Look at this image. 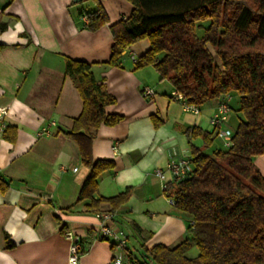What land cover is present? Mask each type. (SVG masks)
<instances>
[{
	"label": "crops",
	"instance_id": "obj_1",
	"mask_svg": "<svg viewBox=\"0 0 264 264\" xmlns=\"http://www.w3.org/2000/svg\"><path fill=\"white\" fill-rule=\"evenodd\" d=\"M98 7L108 21L91 32L88 14ZM132 9L126 0H0V105L8 109L9 128L0 131V264H68V230L82 238L81 264L143 262L145 250L173 247L189 235L191 217L164 193L163 186L174 183L166 164L192 157L193 149L226 148L224 140L204 148L202 138L186 135L194 127L212 132L209 121L219 102L210 101L194 114L172 98L173 86L152 67L134 69L131 57L148 50L147 40L125 50L119 66L107 65L110 26L127 19ZM65 57L92 64L95 79L115 98L107 112L122 116L95 133L93 162L113 166L96 178L92 196L81 200L90 168L65 133L82 110L79 92L64 73ZM146 88L153 95H143ZM52 122L50 136H36ZM254 165L264 177V155ZM157 168L164 172L162 181L154 175ZM126 190L130 195L118 207L92 204ZM100 213L114 214L109 225L125 234L124 250L100 235Z\"/></svg>",
	"mask_w": 264,
	"mask_h": 264
},
{
	"label": "trees",
	"instance_id": "obj_2",
	"mask_svg": "<svg viewBox=\"0 0 264 264\" xmlns=\"http://www.w3.org/2000/svg\"><path fill=\"white\" fill-rule=\"evenodd\" d=\"M126 1L133 9L127 19L110 26L107 65L119 66L125 50L147 40L149 48L134 69L152 67L187 104L201 107L221 102L227 94L238 97L236 109L229 103L230 113L238 119L230 145L210 153L193 149L192 172L164 190L175 208L191 217L189 235L173 247L157 244L145 250L143 262L131 264H264V177L254 165V159L264 155V0ZM107 21L98 7L88 14L86 29L97 31ZM64 62V73L82 100L80 115L65 132L90 168L81 200L92 196L96 178L113 166L109 161L93 162L95 133L102 125L118 124L122 116L107 112L115 98L95 79L91 63L67 57ZM186 135L202 138L204 148L217 137L215 131L196 127ZM129 195L126 190L92 204L109 202L118 207ZM194 247L197 255L187 256Z\"/></svg>",
	"mask_w": 264,
	"mask_h": 264
},
{
	"label": "built area",
	"instance_id": "obj_3",
	"mask_svg": "<svg viewBox=\"0 0 264 264\" xmlns=\"http://www.w3.org/2000/svg\"><path fill=\"white\" fill-rule=\"evenodd\" d=\"M133 63L136 62V58L134 56L131 57ZM143 95H153V90L150 88H146L143 92ZM171 96L174 100L181 103L185 110L192 111L194 114L199 113L198 107L194 105L187 104L183 98V95L173 90ZM231 101V96L229 94L225 95L221 102H219L216 112L211 117L209 124L212 128V131H215L217 137L222 138L224 140V145H230V137L227 134L224 126L228 122L230 108L229 103ZM8 109L7 107L0 105V131H4L6 125L4 120L7 116ZM55 123L52 122L50 124L42 126L37 132V137H48L51 135L50 127L54 126ZM114 152H116V146L112 148ZM192 157L179 159V160H170L166 164V171H168L172 175V180L174 183H178L185 179L191 172H192ZM76 169H74L75 171ZM154 175L159 178L161 181L164 180L165 175L163 170L157 168L154 170ZM166 189V185L163 186ZM169 203L174 205V200L169 199ZM114 214L113 213H100L96 215L97 220L99 221L98 227L99 232L102 237H109L114 241L115 248L118 251H122L127 247V238L125 234L113 226L109 225L112 221ZM193 225V222L190 223ZM65 237L69 242L68 246V256H67V263L68 264H81L82 258V238L80 235L68 230L65 232ZM118 264V260L116 262Z\"/></svg>",
	"mask_w": 264,
	"mask_h": 264
},
{
	"label": "rangeland",
	"instance_id": "obj_4",
	"mask_svg": "<svg viewBox=\"0 0 264 264\" xmlns=\"http://www.w3.org/2000/svg\"><path fill=\"white\" fill-rule=\"evenodd\" d=\"M207 23V22H206ZM205 23V24H206ZM203 35V31H199L198 32V36L199 37H201ZM211 50V49H210ZM211 52L213 53V51L211 50ZM214 60H215V62L217 63V64H219V61H218V59L214 56ZM231 105L233 106V108H235L236 109V107L238 106V97L237 96H232L231 97ZM235 114L236 113H234V112H232L231 114H230V116H231V118H230V120H228V122L226 123V127L228 128V130H227V134H228V136L230 137L231 135H232V133H233V130L235 129V127H236V125H237V122H238V119H237V117L235 116ZM219 142H223V139L222 138H219V137H216V139L214 140V147L217 145V144H219ZM224 144V143H223ZM224 147H225V145H224ZM198 253V251H197V249L194 247V248H192L188 253H187V255L188 256H196V254Z\"/></svg>",
	"mask_w": 264,
	"mask_h": 264
},
{
	"label": "water",
	"instance_id": "obj_5",
	"mask_svg": "<svg viewBox=\"0 0 264 264\" xmlns=\"http://www.w3.org/2000/svg\"><path fill=\"white\" fill-rule=\"evenodd\" d=\"M74 1L76 2V1H79V0H74Z\"/></svg>",
	"mask_w": 264,
	"mask_h": 264
}]
</instances>
